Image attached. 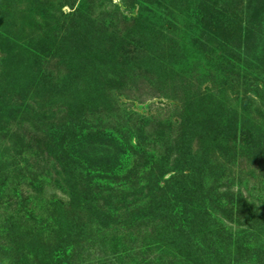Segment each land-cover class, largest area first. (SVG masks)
<instances>
[{"label":"rangeland","instance_id":"374dc122","mask_svg":"<svg viewBox=\"0 0 264 264\" xmlns=\"http://www.w3.org/2000/svg\"><path fill=\"white\" fill-rule=\"evenodd\" d=\"M251 6L0 0V264H264Z\"/></svg>","mask_w":264,"mask_h":264},{"label":"trees","instance_id":"16d2710c","mask_svg":"<svg viewBox=\"0 0 264 264\" xmlns=\"http://www.w3.org/2000/svg\"><path fill=\"white\" fill-rule=\"evenodd\" d=\"M249 3L253 6L250 7L249 9V12L251 11L252 13H254V17H256L257 19H254V21H263V16H264V3H262V1L260 0H249ZM74 30L72 32V34L74 36H77L76 34L79 35V32H81L82 30V26L79 25V23L75 24V27H74ZM82 33H84L82 31ZM259 46H257V49L254 51L256 54H261L262 57H261V61L264 63V51L263 50H259L258 49ZM18 63H19V59H18ZM124 82H125V77L122 76L121 74L117 73L115 74L114 76H112L109 80V85L110 87L112 88H116V89H121L124 85ZM79 116V114H76L75 116ZM74 118V117H73ZM76 121V120H75ZM44 142L41 141V144H43ZM39 147H40V144H38Z\"/></svg>","mask_w":264,"mask_h":264}]
</instances>
